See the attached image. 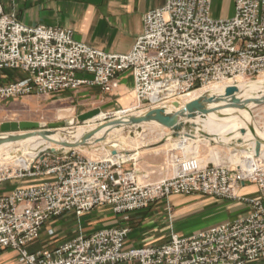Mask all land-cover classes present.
<instances>
[{"label": "built area", "instance_id": "built-area-1", "mask_svg": "<svg viewBox=\"0 0 264 264\" xmlns=\"http://www.w3.org/2000/svg\"><path fill=\"white\" fill-rule=\"evenodd\" d=\"M0 0V71H22L17 81L0 82V100L43 97L81 87L112 94L120 74L131 72L137 102L85 121H104L182 102L213 83L251 81L264 72V0H234V13L215 18L212 0H168L145 14L144 31L129 53H113L79 41L71 28L29 26ZM80 73L89 77L80 76ZM136 159H94L80 148L39 153L30 163L0 166V185L30 179L0 193V251L18 252V264H248L264 257V159L249 171L202 165L197 159L177 163L171 176L148 181ZM179 162V163H178ZM135 165V164H134ZM246 182L258 194L240 191ZM202 194L248 205L236 219L191 234L173 232L155 246H127L130 228L107 227L64 241L54 249L31 252L27 245L44 226L67 213L83 216L101 206L127 216L172 195Z\"/></svg>", "mask_w": 264, "mask_h": 264}, {"label": "crops", "instance_id": "crops-1", "mask_svg": "<svg viewBox=\"0 0 264 264\" xmlns=\"http://www.w3.org/2000/svg\"><path fill=\"white\" fill-rule=\"evenodd\" d=\"M167 1L5 0L4 5L7 12L15 13L18 19L26 25L71 28L74 31V37L79 41L107 52L129 53L144 31V18L147 11L161 7ZM233 13L234 6L231 15ZM79 75L90 76L84 73ZM24 77L25 74L22 71L15 69L7 68L0 71V82L17 81ZM119 78L121 84L115 93L130 92V99L128 100L130 102L133 99L131 97L134 87L133 75L131 72H125L121 73ZM82 90L88 91L90 95L92 92H103L99 87L84 86L78 90H66L52 94V97L62 98L64 94L81 92ZM29 98L36 99L39 97L31 96ZM23 100L25 101V99ZM70 118L72 116L64 119ZM238 125L240 130L243 127H248V123ZM255 126L257 130H263L259 126ZM247 150L249 152L254 151L253 146L249 145ZM134 164L142 178L154 181L149 178L146 173L147 168L143 167L139 159L128 162L127 167L131 168ZM148 167L156 168L154 172H157L158 178L155 180L171 176L177 169V166L174 165L172 171L164 169L163 165H150ZM241 193L256 195L258 194V186L246 183L242 187ZM248 211V205L238 201L219 199L202 194L172 195L168 199L157 201L147 208L133 211L127 216L115 213L109 206H101L83 216L67 213L52 219L44 226L40 237L30 242L27 248L31 252L54 249L64 241L114 226H127L130 228L127 239L128 247L161 245L169 241L173 232L191 234L216 224L234 220ZM18 256V252L14 250L12 261L9 264H18ZM2 258L0 257V259ZM248 264H264V257Z\"/></svg>", "mask_w": 264, "mask_h": 264}, {"label": "rangeland", "instance_id": "rangeland-1", "mask_svg": "<svg viewBox=\"0 0 264 264\" xmlns=\"http://www.w3.org/2000/svg\"><path fill=\"white\" fill-rule=\"evenodd\" d=\"M233 6L234 0H212V14L215 18L229 17L231 15ZM263 79L264 72L254 79H251V81H263ZM243 84L248 85L250 83ZM211 85L212 84L205 86V89L203 90L211 89L218 84L212 86ZM52 94L36 99L25 97L19 99L0 100V123L6 121L29 120L45 122L46 124H48L50 122L65 120L64 118H67L69 116L77 118L80 114L96 108H100L102 111L101 113H104L106 117L108 116V114L118 112L123 108H129L137 104L133 95L131 97H133L134 100L131 99L130 102L128 101L130 99V92H126L123 94H108L97 91L94 93L92 92V94L90 95L88 91L86 92V90H82L81 92L64 94V98L63 96L62 98H58L57 95V97H52ZM23 99H25V101ZM252 113V116L249 112L241 116L243 117V119L237 118L231 120L233 123H236L234 124V127H238V124L241 123L247 124L254 121L255 125L264 130V104L254 107L252 109ZM99 125L91 127L87 123L77 122L70 129L85 128L89 130ZM136 127L137 126L126 127L123 130L119 131L118 134L113 135L103 142L80 147L81 153L87 157L94 159L107 158L111 154L114 156L123 155L126 158H130L133 156L137 160L139 159L144 168H147L146 173L152 180L158 178L156 174L157 172H154L156 168H150L148 166L163 165L164 169L172 171L173 165H175L177 161L183 163L191 159H197L202 165H206L208 163L225 165L230 169H238L241 171L249 170L250 167H252V160L250 159V156L253 152L250 151L244 154H240L237 151L238 147L234 146L233 144H222L215 141L219 140L220 138H228L230 136L229 131L221 130L218 131L217 134H210L208 136L203 134L193 135L192 138L196 139V147L180 148L178 146V141L183 137H178V135H176L167 127L156 124H142V131H138L136 129L134 130L135 135H133L131 130ZM125 129L128 130L125 131ZM185 130L187 131V128ZM194 130L195 129H193V131ZM226 135L228 136L226 137ZM233 142L238 143L237 140ZM49 147L57 146L55 144H48V147L46 148ZM248 147L249 145H246L244 146V149H248ZM3 149L5 150V152ZM3 149H0V166L7 165L15 167L18 165H24L22 164V162H20L19 159L20 156L24 155L23 148H20L19 151L15 152L12 155L10 154L11 149ZM114 149H116L118 153L114 154ZM42 153L43 152H40V154ZM262 153H264V148ZM252 155H254V153ZM167 163L168 167L166 168ZM29 180L30 179L7 181L0 185V193H7L18 185L28 184L31 182ZM246 183L254 184L250 182ZM13 253L14 250L12 249L0 251V257H5L4 259H0V264H9L12 261Z\"/></svg>", "mask_w": 264, "mask_h": 264}, {"label": "water", "instance_id": "water-1", "mask_svg": "<svg viewBox=\"0 0 264 264\" xmlns=\"http://www.w3.org/2000/svg\"><path fill=\"white\" fill-rule=\"evenodd\" d=\"M238 89L236 86H229L226 89V96H231V99L226 103V107H232L237 109H243L250 112L252 116V109L249 107L248 100H240L236 98V93ZM215 98L204 97V99H197L190 103H187L184 110L180 111H167L166 108L157 107L142 113V115H129L124 119L120 120H108L105 123H101L100 126L92 129L90 131H86L81 135V137H75V132L72 131V128L77 122H85L93 119L98 116L102 111L100 108L93 109L91 111L80 114L77 118L72 117L70 119L50 122L46 124L45 122L40 121H6L1 124V132H0V145L8 142H14L23 140L33 136H42L53 144L57 145V147H49L45 148L41 152H49L53 154H58L61 151L67 148H80L89 146L91 144H95L98 142H103L104 137L97 138L96 134L102 130L103 128L109 126H137L132 129L131 132L135 135L134 130L142 131V124L144 123H153L156 122L161 124L164 127L169 128L176 135L187 128L186 134H192L193 129L197 128V123L195 120L198 116H203L209 114L211 111H215L217 109H210L207 107L208 102H212ZM256 103H263L264 98L254 99ZM176 106H180L181 103L176 101L174 102ZM237 118H242L238 116ZM48 126V127H47ZM62 134L61 139H54L52 136L56 134L57 130ZM248 129L253 135L255 141V152L257 156L261 155V152L264 147V138L261 137L257 133V129L255 123H248ZM128 129H125L127 131ZM241 132L246 133L247 128H242ZM238 143H242V139L237 140ZM113 153L116 154L118 151L116 149L113 150Z\"/></svg>", "mask_w": 264, "mask_h": 264}, {"label": "bare ground", "instance_id": "bare-ground-1", "mask_svg": "<svg viewBox=\"0 0 264 264\" xmlns=\"http://www.w3.org/2000/svg\"><path fill=\"white\" fill-rule=\"evenodd\" d=\"M243 83H250V84L246 85ZM215 84H218V85H216L215 87H213L211 89L203 90L205 88H202L200 90H197V91L191 93L190 94L191 96H187L181 102L180 106H176L173 103V104L165 107L167 111H180V110H184L187 103H190L194 100L204 99V97L215 98V100H213L212 102L207 103V107L210 109H217V110H215V111L213 110L207 115H203V116L199 115L198 118L195 120V122L197 123V128L193 131L192 134L187 135L186 130H183L182 133H179L178 137H181V136H185V137H183L182 139H180L178 141V146L183 147V148H194L196 145V139L192 138L193 135L203 134V135L208 136L210 134H217L218 131L224 130V131H229L230 136L228 138H220V139L218 138L219 140H215V141H217L218 143H222V144H227V143L233 144L234 146L238 147L237 151L240 154H244L246 152H249L247 149H244V146L245 145H251V146H253V150H254L251 152H253L254 155H252L253 153L252 154L250 153L251 154L250 159L252 161L255 160L256 157L264 159V153H262L263 150H262L261 155H260L261 157L256 155L255 141H254L253 135L250 132V130L248 129V127H247V132L243 133V132H241V130L238 127H234V124H236V123H233L231 121V120L237 119L238 116H242V115L246 114L248 111L243 110V109H237V108L225 106L226 103L231 99V96H226V89L229 86H236L237 87L238 92L236 93V98L240 99V100H248L250 102L249 107L251 109H253L254 107L263 105L264 102L263 103H256L254 101V99L264 98V79H263V81L262 80L247 81L242 77H237V79L234 82L215 83ZM215 84H212V85H215ZM234 84H243V85H234ZM134 114L135 115H142V112H134L130 115H134ZM127 116H129V115H127ZM127 116L116 118L113 120L124 119ZM102 118L103 119L105 118L104 113H100L98 116L91 119V121H95L97 119H102ZM113 120H111V121H113ZM105 122L106 121H104L103 123H105ZM147 124L148 123H144V125H147ZM149 124L161 125V124H158L156 122L149 123ZM129 127H131V126H129ZM95 128H91L89 130L85 129V128H76L72 131L75 132L74 133L75 137L78 138V137H81V135H83L84 132L90 131V130L95 129ZM124 128L125 127L120 126V125L109 126V127H106V128H103L102 130H100L96 134V137L97 138L104 137V140H106V139H109L110 137H112L113 135L118 134V132L123 130ZM60 131H64V129L63 130H57L56 134L53 135L52 137L54 139H61L62 134ZM257 133L261 137L264 138V130L258 129ZM227 136L228 135H226V137ZM238 139H242L243 142L242 143H234L233 142V141H236ZM247 139L249 140L248 142H247ZM48 144L51 145L53 143L48 141L47 139H45L42 136H33V137H29V138H26L23 140L1 144L0 149H3V148H6L7 150L11 149L10 154L12 155L15 152L19 151L20 148H23V154L24 155L20 156L19 159H20V162H22V164L27 166L30 163V161H32L35 157H37L39 155V153L42 150H44V148L48 147ZM7 150H6V152H7ZM4 152H5V150H4ZM114 157L115 158H121V157H123V155L114 156ZM124 158H126V157H124ZM250 169H251V167H250ZM249 170H246V171L242 170V171L247 172Z\"/></svg>", "mask_w": 264, "mask_h": 264}]
</instances>
